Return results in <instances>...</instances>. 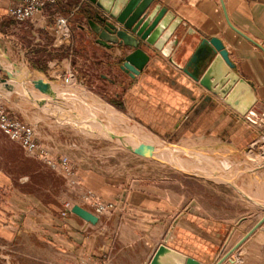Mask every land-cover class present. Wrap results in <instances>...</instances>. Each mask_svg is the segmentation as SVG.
<instances>
[{"label":"crops","instance_id":"0c3cea01","mask_svg":"<svg viewBox=\"0 0 264 264\" xmlns=\"http://www.w3.org/2000/svg\"><path fill=\"white\" fill-rule=\"evenodd\" d=\"M86 1L57 0L22 26L20 29L25 27L23 31H30L34 39L31 46L34 50L24 53L23 60L32 54L34 61L30 65L48 75L50 70L58 68L59 62V72L65 69V62L69 63L77 81L109 89L123 111L145 130L168 142L208 140L224 144L233 152L255 145L256 155L264 153L263 142L257 140L261 135L260 127L235 113L161 55L154 53L135 79L122 72L121 52L115 55L99 46L94 36L81 29L85 17L80 13L90 10L94 15L98 12L95 5ZM157 2L181 20L175 32L179 45L177 62L185 66L202 41L221 40L234 72L249 84L258 99L251 118L264 112V0H223L230 23L247 38L229 26L221 0ZM10 4V0H0V29L3 31L15 26L8 16ZM61 16L74 17L77 34L73 33L70 23L72 47L56 46V19ZM42 53L46 56L61 53L65 58L59 61L51 56L53 61L44 60L40 58ZM0 65L8 70L7 62L0 59ZM263 163L261 159L259 164ZM78 167L73 179L103 203L114 205L102 216L94 214L98 218L96 224L65 210L61 203L47 204L21 192L10 177L0 176V245L4 248L0 253L1 264H12L11 254L23 252L36 260L44 257V251L56 259L72 262L150 264L175 223L168 247L201 264H215L222 254H215L222 236L213 237L206 229L208 220L179 210L177 204L165 196L131 186L126 181H116L96 169ZM77 205L90 210L83 203L74 202L73 206ZM219 232L223 230L219 228ZM49 261L48 264L56 263L52 257Z\"/></svg>","mask_w":264,"mask_h":264},{"label":"rangeland","instance_id":"374dc122","mask_svg":"<svg viewBox=\"0 0 264 264\" xmlns=\"http://www.w3.org/2000/svg\"><path fill=\"white\" fill-rule=\"evenodd\" d=\"M73 19L74 17L71 21ZM71 21V29L73 33L77 34L75 20ZM24 28L20 30L8 28L4 31L0 29V59L8 63V70L0 65V104L12 116L33 126L40 142L55 149L53 156L56 167L51 168L44 162L27 155L17 143L12 142L0 132V176L10 177L16 189L34 195L47 204L61 203L69 212H72L74 202L78 201L89 207L91 210L89 212L94 215V210L82 198L80 188L84 192L88 190L78 182L77 185H73L71 180L74 172L79 168L78 166L96 169L116 181H126L131 186L165 196L175 202L179 210H186L196 214L200 219L208 220L206 229L213 234L214 238L218 235L222 236L219 241L220 246L215 253L219 255V252H222L217 261L228 254L264 218V202L257 198L255 193H252V197L249 196L244 190L249 188L242 186V181L236 183L237 186L232 183L220 184L211 179L179 170H171L166 161L143 157L124 149L113 152L115 144L112 141L91 136L83 131L78 124L60 126L58 124L60 116L42 117L45 114L36 103L33 101L23 103L21 98L27 101L32 96L30 95L32 92L13 91L5 88L4 85L21 84L24 88L28 86L27 88L38 92L31 84L32 80L41 78L48 81L49 84L58 83L57 85H60L69 74L81 91L99 97L122 115L131 119L133 125L138 124L127 112L119 110L112 104L117 102L109 89H102L99 86L92 87L87 81L83 83L77 81L74 73L70 70L69 63L65 62V69L61 72H59L60 62L57 64L58 68L50 70L49 75L37 72L30 65L34 61L32 54H28L25 60L22 58L24 53L34 50L31 48L34 45L33 36L30 31H23ZM51 56L59 61L65 58V55L61 53L48 56L42 53L40 58L51 60ZM8 74L11 75V80H8ZM1 80H8V82L4 84ZM16 86L20 87V85ZM157 137L168 147L180 146L186 142L208 141L198 139L175 144ZM207 147L204 150L198 148V151L205 152L207 155L214 153L215 157H219L220 160L229 158L240 164H245L247 158H250L251 161L255 160L257 167L252 171L254 175H251V184H253L254 190L257 189V185H264V163L259 164L262 158L261 154L256 155L255 145L242 152H233L221 143ZM69 170L71 171L70 177H68ZM242 193L258 202L249 201ZM66 204L70 205V209L66 208ZM219 228L223 232H219ZM173 236L174 231L171 239ZM3 250V246L0 245V253ZM43 253L44 257H39L36 260L23 252L20 255L11 254V263L48 264L50 263L49 257H52L55 260L53 262H56L54 264H89L88 262L56 259L53 254L47 251ZM226 262L225 264H264V224Z\"/></svg>","mask_w":264,"mask_h":264},{"label":"water","instance_id":"95a60500","mask_svg":"<svg viewBox=\"0 0 264 264\" xmlns=\"http://www.w3.org/2000/svg\"><path fill=\"white\" fill-rule=\"evenodd\" d=\"M88 1L95 5L98 12L92 15L90 10H86L88 17L84 18L81 29L94 36L99 46L115 55L121 52L120 70L130 78L135 79L142 74L154 53L161 55L235 113L256 123L251 115L258 99L249 84L234 72L230 55L221 40L202 41L196 54L182 66L176 60L179 45L178 35H175L181 20L157 0ZM221 2L229 26L246 37L232 26L223 0ZM8 78L11 80L10 74ZM8 80L1 81L6 84ZM31 84L41 93H48L50 89L48 81L44 79L32 80ZM72 213L91 224L98 222L95 215L80 206H75ZM263 224L264 218L216 264H224ZM175 227L176 223L150 264H201L167 246Z\"/></svg>","mask_w":264,"mask_h":264},{"label":"bare ground","instance_id":"6f19581e","mask_svg":"<svg viewBox=\"0 0 264 264\" xmlns=\"http://www.w3.org/2000/svg\"><path fill=\"white\" fill-rule=\"evenodd\" d=\"M57 84H49L48 93L32 91L27 88L28 86L24 88L21 84L11 85L12 87L4 85V87L13 91L32 92L29 100L25 101L21 98L23 103H31V101L36 103L45 114L42 117L60 116L58 120L60 126L78 124L91 136L112 141L115 144L113 152L124 149L143 157L166 161L171 170L190 173L220 184L236 185L242 181V186L249 188L242 187L249 196L252 197V193H255L257 198L264 202V185H257V189L254 190L251 184V175H254L252 171L257 167L255 160L251 161L247 158L245 164H240L229 158L220 160L211 152V155H207L198 151V148L204 150L207 146H215V142L212 141L186 142L180 146L168 147L165 142L140 125H133L131 119L99 97L81 91L69 74L62 84ZM261 158L264 159V153ZM242 195L245 196L244 193ZM245 197L251 201V198ZM241 198L244 200L243 197Z\"/></svg>","mask_w":264,"mask_h":264},{"label":"built area","instance_id":"2783aa9c","mask_svg":"<svg viewBox=\"0 0 264 264\" xmlns=\"http://www.w3.org/2000/svg\"><path fill=\"white\" fill-rule=\"evenodd\" d=\"M11 4L8 9V16L14 22L13 29H20L26 23L32 21L38 14H40L49 4H56L57 0H10ZM84 1V0H83ZM86 1V0H85ZM87 2V1H86ZM94 6V5H92ZM94 8H96L94 6ZM97 9V8H96ZM74 16V15H73ZM71 17H58L56 19V30L54 34L57 47L61 46H73L70 32ZM256 123H253L256 127H260L261 135L259 140L264 144V112L256 114L253 117ZM0 132L3 133L9 140L17 143L24 152L32 158L44 162L47 166L55 168L54 162V149L48 145L40 142L37 132L33 126L20 120L19 118L12 116L4 107L0 104ZM69 169V168H67ZM72 169V168H71ZM70 169V170H71ZM68 171V177L71 175V171ZM1 174V172H0ZM71 183L77 185V181L72 179ZM82 198L88 203V205L94 210V214L102 216L106 212L114 208L113 204H105L99 198H97L92 192H84L80 188ZM67 209H70V205H65Z\"/></svg>","mask_w":264,"mask_h":264},{"label":"trees","instance_id":"16d2710c","mask_svg":"<svg viewBox=\"0 0 264 264\" xmlns=\"http://www.w3.org/2000/svg\"><path fill=\"white\" fill-rule=\"evenodd\" d=\"M80 16L81 17H88L86 14H85V12H81L80 13ZM115 107H117L119 110H121V111H123V107L120 105V104H118V103H112Z\"/></svg>","mask_w":264,"mask_h":264},{"label":"flooded vegetation","instance_id":"af4514ba","mask_svg":"<svg viewBox=\"0 0 264 264\" xmlns=\"http://www.w3.org/2000/svg\"><path fill=\"white\" fill-rule=\"evenodd\" d=\"M113 53V52H112ZM114 54V53H113Z\"/></svg>","mask_w":264,"mask_h":264}]
</instances>
